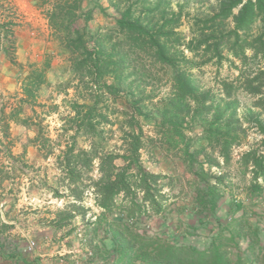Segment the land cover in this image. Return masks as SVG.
<instances>
[{
	"label": "trees",
	"instance_id": "16d2710c",
	"mask_svg": "<svg viewBox=\"0 0 264 264\" xmlns=\"http://www.w3.org/2000/svg\"><path fill=\"white\" fill-rule=\"evenodd\" d=\"M84 1L36 2L51 37L66 52L73 72L72 78L62 85L64 92L71 90L74 97L65 105L66 113L60 115V105L55 103H37L35 91L44 83L43 70H33L24 78L22 93L10 96L13 103L0 105V133L5 138L10 137L9 123L16 122L15 115L20 116L27 106L31 114L23 118L22 125L36 131L30 143L44 154V159L54 157L53 183L48 182L47 173L43 172V177L31 185L61 203L49 226L61 229L80 218L90 230L86 243L92 253L86 260L91 263L97 253L103 254L100 246L94 244V238L102 233L101 240L107 239L111 245L107 255L112 258L111 264H264L259 222L247 218L245 210L235 216L241 203L234 199L235 210L230 220L217 219L209 241L202 248L171 242L138 226L139 221L162 218L170 203L177 205L178 201H183L179 212L188 210L199 216V224L203 225V219L215 216L219 201L232 195L237 184L231 181L226 169L231 149L240 143L238 136L243 131L234 128L236 121L232 118L223 120L224 113L216 107L221 101L219 97L231 99L241 91L252 99L251 107L264 115V0H218V10L213 16L203 20L192 18L193 39L186 48L191 56L180 59L170 54L180 37L172 38L174 34L164 32V26L152 31L133 21L129 8L109 30L110 50L106 53L104 37L92 42L79 26ZM228 21L233 25L231 28L225 26ZM11 25L0 24V52L5 43L7 49L13 47L2 32L10 33ZM8 57L9 63L21 71L23 65L14 56ZM223 61L237 75L217 76L218 97L210 90L198 92L192 87L193 65L200 69ZM137 62L140 64L134 66ZM144 63L150 68L160 65L171 71L167 98L160 100L163 105L161 110L157 109L161 121L155 126L156 137L135 127L142 116L140 100L130 102L123 112L116 108L126 78L134 75L138 66L146 70ZM126 69L129 72L124 76ZM174 103L181 106L170 112L168 105ZM7 107L9 113L5 112ZM53 114L58 115V128L54 129L56 137L51 139L49 126L43 124ZM196 122L202 128L204 144L192 149V139L184 136L181 128ZM257 127L261 140L237 161L241 178L246 173L252 175L246 183L248 192L254 195L264 189V124L258 121ZM112 135H118V143L108 147ZM12 146L11 140L0 144V157L4 149L8 164H18L25 173L34 175L30 179L34 181L40 170L28 164L25 152L12 155ZM155 147L169 154L180 153L185 178L179 186L173 177L153 173L145 166L142 154ZM4 168L2 164L0 174L6 179ZM46 212L50 213L48 209Z\"/></svg>",
	"mask_w": 264,
	"mask_h": 264
},
{
	"label": "rangeland",
	"instance_id": "374dc122",
	"mask_svg": "<svg viewBox=\"0 0 264 264\" xmlns=\"http://www.w3.org/2000/svg\"><path fill=\"white\" fill-rule=\"evenodd\" d=\"M127 8H129L131 12L132 20L147 27L149 30H158L161 26H164V32H168V30L172 31V33H170L174 34L172 38L179 36V44L177 43V45H175L170 54L180 59L182 56L187 58L191 56V53H189L186 48L188 42L193 39L190 30L192 18L203 20L213 16L218 10V0H85L82 8L83 17L79 22V26L86 30L92 42H95L99 37L100 39L104 37L103 42H105L107 53L110 50L107 44V38H109L107 36H110L108 32L115 26V21L120 18V14ZM9 12L6 18L3 19V23L8 22L12 24L9 29L10 33L2 31L3 35L7 36L6 39L8 40L6 41L13 42V47L7 49L8 45L5 43L2 50L5 54L7 63H9V55L14 56L17 61V58L23 54L19 51V48L23 49V46H16L17 38L14 32V26L17 25L19 18L16 15L14 7H10ZM236 12L237 11H235L234 14H236ZM3 15L4 13L2 15L0 14V16ZM36 19L38 20L37 25H34L33 30H30V33L31 31H35L34 39L39 42L38 45H35V53L22 57V62L20 64L23 65V68L21 71L15 68L14 72L11 74L8 73L11 69H8L4 75L11 78L12 86L18 88V94H21L25 84L24 78L31 74L33 70H43L42 78L44 83L35 91L36 101L41 104L55 103L60 105V115H64L66 113L64 111L65 105L71 100H74V97L71 90L65 93L62 85H65L66 82L72 78L73 72L67 61L66 52L62 50L57 42L49 35V40H46V32L42 31L41 17ZM165 24L167 25L165 26ZM225 26L226 28H231L233 25L231 21H228ZM36 33L38 36H36ZM172 38L171 40H173ZM197 39L198 38H195V40ZM182 44H184V46H182ZM94 46V43H92V47ZM17 52H19L18 57L15 55ZM137 64L140 63L137 62L133 65L137 66ZM144 65L146 66V70L138 66L135 74L126 78V81L122 85L123 92L120 95L122 98L120 101H117L116 108L125 111L124 108L129 106L130 102H137L140 100L141 103L139 105H141L142 116L137 124H135V127L136 129L143 128V131L146 133L153 136L156 134L157 136L155 126L161 121V116L157 109L161 110L162 108L163 104L160 100L167 98L169 90L168 82L171 71L168 68H162L160 65L151 68L148 66V63H144ZM193 66L190 73L192 87L198 92L210 90L214 95H217L216 97L219 95L217 91V76H219V78H230L237 75L234 68L230 67L225 61L220 65L212 62L201 66L200 69H196L197 65ZM128 70L129 69L125 70L124 76L129 72ZM146 83L150 85H146ZM15 93L17 92L15 91ZM219 100L221 101L218 102L219 104L216 108L220 113H224L223 120L232 118L233 121H236L234 128H241L243 131L238 136L240 143L233 146L231 149V161L226 169L231 177V181L237 184L235 185V189L231 192L232 195H227L223 200L219 201L214 217L211 216L207 221L202 218L204 221L203 225L199 224L200 217L193 215L191 212H187L188 210L179 212L178 208L183 201H178L179 204L177 205L170 203L162 218H154L148 222L142 220L141 223L139 221V227L145 228L152 234L161 236L171 242L202 248L209 241L212 235L211 230L216 227V220L220 219L223 222H227L232 212H234L235 208L232 207L234 199L241 203L239 204V209L235 212V216H239L241 212L245 210L247 218L252 222L258 221L259 223L257 226L260 229V237L264 241V189L259 195L250 194L247 190V183L249 179L252 178V175L246 173L245 178H241L237 165V161L241 154L261 140L257 123L260 121L264 124V115L260 114L259 110L251 107L252 99L241 91H238L231 99L224 100L219 97ZM9 103H13L10 93L5 89L4 84L0 82V105ZM175 106L181 105L177 103L168 105L169 111L173 112L172 110ZM9 109L10 108L7 107L5 110L8 111ZM38 111L40 112V110ZM30 114L31 109L24 106L22 114L20 116L15 115L17 125H12L11 131L20 138L21 141L18 140V145L22 143L21 146L25 148L29 146L30 138L35 136L36 133L35 128H28L22 125L23 118ZM109 118L114 120V117ZM57 121L58 115L53 114L51 117L47 118L43 124V126H49L47 130L51 139L56 137L54 129L58 128ZM113 129L115 130L116 127ZM181 132L184 136H188L192 139V149H197L204 144L202 128L199 123L196 122L193 124L190 123V125H183ZM108 135L110 136L109 133ZM110 138L111 140L109 141L108 147L118 143V135H112ZM173 139L177 140L178 137L173 136ZM81 143L80 141V144ZM181 146L182 144H179V148ZM156 149L159 148L155 147L142 154V160L145 166L153 173L173 177L175 180L174 183L179 186V182H183L185 177L184 167L177 157H175L177 155L174 154L175 152L169 154L166 153V150L163 152L162 149H159V151H162V154L158 153L159 156L157 159L154 158L156 161L154 162L151 156L155 153ZM3 153L1 154L2 158H4ZM43 157L44 154L38 151L25 155V160L30 164H40L42 171L47 173V178L50 184H52L56 173L52 166L54 157L49 156L47 159ZM187 177L189 178V176ZM86 206L88 207L89 204ZM252 213L256 214V216H253ZM67 230L69 231L70 229H63L62 234H66ZM71 230H73V234L67 241H63V239H61L62 237L59 238L60 241H58V238L53 241L59 244L57 245V249L62 254L56 256L54 264H81L84 262L81 260L82 257L87 259L91 256L89 253L91 254L92 250L88 249L86 243V240L90 238L89 227L84 225L80 218H78L72 223ZM40 237L42 238L41 242H43L44 237L47 236H44V233H40ZM102 238V233L98 234L94 238V244L100 246V251L103 254L100 255L97 253L93 263L86 260L87 262L91 264H111L112 258L108 259L107 256L111 250L110 242L107 239L101 240ZM33 240L36 241L35 239ZM83 240H85V242H83ZM243 246H245V243H243ZM106 259L108 261H106Z\"/></svg>",
	"mask_w": 264,
	"mask_h": 264
},
{
	"label": "crops",
	"instance_id": "0c3cea01",
	"mask_svg": "<svg viewBox=\"0 0 264 264\" xmlns=\"http://www.w3.org/2000/svg\"><path fill=\"white\" fill-rule=\"evenodd\" d=\"M36 2L37 0H0V14L2 15L4 13L3 16H0V18H2L0 19V24L3 23V19L10 13V7H14L16 15L19 18L17 25L14 26L15 37L17 38L16 46H23V49L19 48V51L23 54L21 56H19V52L15 54L17 57L19 56V58H17L18 63L22 62V57L35 53V45H38L39 42L34 39L35 31H31L30 33V30H33L34 25H37L38 20L36 18L41 17L42 31L46 32V40H49L48 35L51 37L46 20L43 18L41 11L37 8ZM36 36H38L37 33ZM8 69H11L8 73L12 74L15 67L6 62L5 54L1 51L0 82L4 84L10 96L15 94L20 95L18 94V88L12 86L11 78L4 75ZM15 91L17 93H15ZM8 111L5 110L6 113H9ZM9 124L10 137L5 138L2 133H0V144L4 145L11 140L13 142L11 154L14 156H18L22 152H25V155L38 152L37 147L32 143H29L27 148L21 146L22 143L18 145V140L21 141L20 138L11 132L12 125L16 126L17 124L12 121ZM33 137L34 136H32L30 140ZM153 137H156V134ZM164 151L165 150H163V152ZM158 153L162 154V151L156 149L151 157L157 159L159 156ZM175 157L181 162L180 153ZM8 161V159L6 160L0 157V166L3 164L5 167L4 170L8 175V178L4 179L0 174V264H54L56 256L62 254L57 249V245L59 244L53 241L60 237H62L61 239H63V241H67L73 234L71 225L78 218L61 229H55L49 226L50 221L54 218V212L56 209L61 208V203L51 198L50 195L45 194L44 190L31 187L32 184H36L38 180L43 177L42 167L40 164L36 165L28 162L29 165H33L35 169L40 170L33 181L30 179L34 177V175L25 173L26 171L16 163L8 164ZM153 161L156 162L155 159ZM48 182L50 183L49 180ZM47 209L50 212L49 214L46 212ZM66 228L70 230H67L66 234L63 235L62 230ZM40 233H44V236H47L44 237L43 242H41L42 238L40 237ZM30 241H34L35 245H37L34 254L26 252V248ZM58 241H60V239ZM81 260L84 261L81 264H91L87 262L84 257H82Z\"/></svg>",
	"mask_w": 264,
	"mask_h": 264
},
{
	"label": "built area",
	"instance_id": "2783aa9c",
	"mask_svg": "<svg viewBox=\"0 0 264 264\" xmlns=\"http://www.w3.org/2000/svg\"><path fill=\"white\" fill-rule=\"evenodd\" d=\"M228 220H230V217L228 218ZM83 242H85V240H83ZM35 249H36V245H35L34 241H30L27 248H26V252L29 254H33ZM89 255H90V253H89Z\"/></svg>",
	"mask_w": 264,
	"mask_h": 264
}]
</instances>
